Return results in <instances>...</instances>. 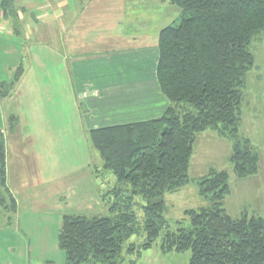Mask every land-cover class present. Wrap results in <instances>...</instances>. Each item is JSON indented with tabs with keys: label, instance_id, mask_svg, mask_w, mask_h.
I'll list each match as a JSON object with an SVG mask.
<instances>
[{
	"label": "trees",
	"instance_id": "16d2710c",
	"mask_svg": "<svg viewBox=\"0 0 264 264\" xmlns=\"http://www.w3.org/2000/svg\"><path fill=\"white\" fill-rule=\"evenodd\" d=\"M172 2L181 14L160 32L157 68L170 105L156 119L90 130L89 140L115 185L103 195L105 213L63 216L58 243L66 264H123L125 250L141 255L160 237L163 252L191 250L190 264H264V216L236 218L228 212L227 171L197 180L206 204L185 210L188 226L171 230L165 216L166 195L192 180L194 144L205 131L232 140L230 159L238 177L258 172L259 154L239 129L246 76L255 62L250 45L256 35H264V0ZM16 11V0H3L0 19L16 20ZM7 179L0 131V204L15 213L13 195L10 206L2 195L3 189L10 192ZM138 198L145 201L142 224L134 210ZM140 231L145 241L139 247L128 244Z\"/></svg>",
	"mask_w": 264,
	"mask_h": 264
},
{
	"label": "rangeland",
	"instance_id": "374dc122",
	"mask_svg": "<svg viewBox=\"0 0 264 264\" xmlns=\"http://www.w3.org/2000/svg\"><path fill=\"white\" fill-rule=\"evenodd\" d=\"M48 1L45 4H49ZM32 2L27 5L30 12L38 6L42 8L43 3L37 0ZM17 3L19 0H16V8ZM132 3L133 12L144 11L148 5L140 1ZM2 20L0 24L6 23ZM61 21L63 24L64 17ZM25 36L31 37L26 34L22 37L14 35L12 39L6 33H0V131L6 140L7 177L10 186L15 188L22 200L16 215L0 204V264H12L13 254L17 255L18 263L15 264H66L64 251L52 249L53 244H57L63 216L105 213L108 205L103 195L115 185V176L104 170L102 157L89 140L90 131L86 135L87 130L81 126L66 86L63 65L57 62L60 56L54 57L56 53L52 49L31 38L25 40ZM46 39L42 37L43 41ZM6 50L8 55H5ZM250 50L255 62L246 76L239 135L256 148L259 154L258 172L238 177L230 159L232 140L215 130L199 134L190 161L192 180L180 191L166 195L165 216L171 230L189 225L186 209L206 204L197 180L211 172L227 171L229 174L230 193L225 205L233 217L244 214L264 216L262 33L254 37ZM21 76H25L24 80H19ZM7 192L3 189L2 195L4 202L10 206L12 193ZM137 200L134 210L142 224L145 201L141 198ZM16 228L23 237L12 238L10 232ZM145 239L146 234L140 231L128 244L139 247ZM31 244L47 247L48 255L33 247L32 252L25 251V247ZM124 256L123 264H190L191 250L163 252L160 237L151 248L142 249L141 255H132L125 250Z\"/></svg>",
	"mask_w": 264,
	"mask_h": 264
},
{
	"label": "crops",
	"instance_id": "0c3cea01",
	"mask_svg": "<svg viewBox=\"0 0 264 264\" xmlns=\"http://www.w3.org/2000/svg\"><path fill=\"white\" fill-rule=\"evenodd\" d=\"M32 1L19 0L16 20L4 19L0 33L12 39L30 35L25 40L45 44L54 57L60 56L57 62L63 65L86 135L95 128L145 122L165 113L170 101L157 76L159 36L181 14L178 5L171 0H37L42 8L30 12ZM133 1L148 5L133 12ZM7 182L17 202L16 215L22 200ZM10 233L14 239L23 237L19 228ZM32 247L48 255L47 247L35 244L25 251L32 252ZM52 249H60L58 238ZM13 255L12 264L18 263Z\"/></svg>",
	"mask_w": 264,
	"mask_h": 264
},
{
	"label": "built area",
	"instance_id": "2783aa9c",
	"mask_svg": "<svg viewBox=\"0 0 264 264\" xmlns=\"http://www.w3.org/2000/svg\"><path fill=\"white\" fill-rule=\"evenodd\" d=\"M2 1H3V0H0V7H1Z\"/></svg>",
	"mask_w": 264,
	"mask_h": 264
}]
</instances>
